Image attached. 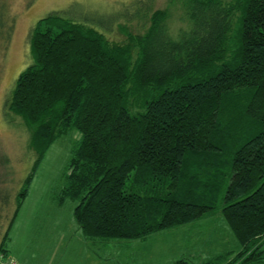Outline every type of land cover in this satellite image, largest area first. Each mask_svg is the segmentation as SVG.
<instances>
[{
	"label": "trees",
	"instance_id": "16d2710c",
	"mask_svg": "<svg viewBox=\"0 0 264 264\" xmlns=\"http://www.w3.org/2000/svg\"><path fill=\"white\" fill-rule=\"evenodd\" d=\"M150 1L131 14L148 26L124 42L66 11L30 31L32 63L5 107L29 129L36 159L11 201L0 193V256L12 257L35 169L77 129L57 198L77 202L88 242L145 240L220 215L241 248L207 264L264 263V0H183L176 36L170 10ZM15 26L0 0L4 50Z\"/></svg>",
	"mask_w": 264,
	"mask_h": 264
},
{
	"label": "rangeland",
	"instance_id": "374dc122",
	"mask_svg": "<svg viewBox=\"0 0 264 264\" xmlns=\"http://www.w3.org/2000/svg\"><path fill=\"white\" fill-rule=\"evenodd\" d=\"M145 1L148 0H9L16 26L7 49L0 45V193L10 201L32 171L36 159L30 146L29 129L22 118L5 107L16 79L32 63L28 41L32 28L49 13L66 11L77 21L97 28L109 39L124 42L128 32L143 31L148 26L147 15L131 18L133 13L140 15L139 9ZM150 2L152 9L170 10V26L176 36L179 28L185 26L183 0ZM80 137L77 129L59 137L34 171L30 198L24 212L18 214L9 240L47 241L46 246L40 245L37 251L34 244L32 253H25L30 264H169L181 258H189L194 264H207L227 253L228 249L240 250L232 230L220 215H210L147 237L144 241L151 249L146 251L150 256L148 260H141L145 258V250L133 252L116 241L107 244L88 242L93 240L84 236L74 217L77 202L66 199L61 203L57 198L65 186L72 150ZM13 207L7 209L12 213ZM173 243L175 253H182V256L175 261H165ZM165 245H168L166 252L154 254L161 261L155 260L154 249Z\"/></svg>",
	"mask_w": 264,
	"mask_h": 264
},
{
	"label": "crops",
	"instance_id": "0c3cea01",
	"mask_svg": "<svg viewBox=\"0 0 264 264\" xmlns=\"http://www.w3.org/2000/svg\"><path fill=\"white\" fill-rule=\"evenodd\" d=\"M29 196L28 198L26 199V201L24 202L23 204V207L21 208L20 210V214H22V212H24L25 210V206H26V202L29 200ZM16 222V221H15ZM162 232H165V231H162ZM162 232H159V233H162ZM159 233H155L153 235H156V234H159ZM115 242V241H114ZM116 242H119V244H122L123 246H125L127 249H132L133 252H138V251H141V250H145L143 252V255L145 256V258H142L141 260L143 259H150V256L149 254L146 252L147 250H151L149 249V247L146 246L145 242L146 241H139V240H136V241H130V242H126V241H116ZM46 243L47 241H11V244H10V248H11V255L13 258L17 259V261L20 263V264H30L29 263V258L25 255V253H32L31 252V248L32 246L35 244V248H36V251L40 248V245L43 246H46ZM110 243V242H109ZM93 244H101V242H96V243H93ZM104 244H107V243H104ZM168 249V245H165L163 247H159L158 249H154V253L153 255L157 252H159V255L166 252V250ZM158 250V251H157ZM170 250V256L169 258H167L165 261H175L177 259H179V257L182 256V253H179V254H176L175 253V245L174 243L172 244L171 246V249ZM229 251V249H228ZM234 251H238V250H234ZM40 250L37 252L39 253ZM157 255H154V258L155 260H159L161 261L160 259L156 258ZM264 264V263H262Z\"/></svg>",
	"mask_w": 264,
	"mask_h": 264
},
{
	"label": "built area",
	"instance_id": "2783aa9c",
	"mask_svg": "<svg viewBox=\"0 0 264 264\" xmlns=\"http://www.w3.org/2000/svg\"><path fill=\"white\" fill-rule=\"evenodd\" d=\"M0 264H20L17 259L10 257H4L3 255L0 256Z\"/></svg>",
	"mask_w": 264,
	"mask_h": 264
}]
</instances>
